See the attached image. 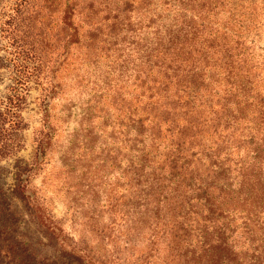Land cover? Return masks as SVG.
Returning <instances> with one entry per match:
<instances>
[{
    "label": "trees",
    "instance_id": "obj_1",
    "mask_svg": "<svg viewBox=\"0 0 264 264\" xmlns=\"http://www.w3.org/2000/svg\"><path fill=\"white\" fill-rule=\"evenodd\" d=\"M1 69L0 162L24 148L32 82L44 114L12 196L0 186V264H264V0H12ZM84 74L95 77L85 144L94 118L116 115L124 193L102 214L92 180L106 159L64 153L75 190L58 218L31 182L56 143L52 109ZM13 197L55 254L18 231Z\"/></svg>",
    "mask_w": 264,
    "mask_h": 264
},
{
    "label": "rangeland",
    "instance_id": "obj_2",
    "mask_svg": "<svg viewBox=\"0 0 264 264\" xmlns=\"http://www.w3.org/2000/svg\"><path fill=\"white\" fill-rule=\"evenodd\" d=\"M11 2L12 0H0V12L3 5H9ZM87 69L84 67V72H87ZM109 69L107 65H102L98 69L97 74L101 73L105 77ZM0 73L2 74L0 75L1 96L7 91L6 86L11 80L9 78V72L6 69H1ZM84 75L86 76L81 84V88L79 90L72 89L75 95L73 101L69 102V100L63 98L60 101H56L52 109V112L56 113V120L54 122V126L57 129L56 143L44 168L39 174L34 176L31 182L32 187L47 198L52 213L58 218L67 217L68 201L66 199L69 200L72 198L75 190V181L72 178H67L65 168H63L64 164L61 161V157L64 153L70 152L71 154L74 152L73 158H76L77 154H81L85 157L83 161L89 160L92 163L94 162V165L98 167L106 159L105 164L107 163V168L100 166L98 175H95L94 180H92L93 184L100 185L101 200L99 202V211L102 214H106V204L109 202V199L120 198L124 193L120 180L123 164L120 162L119 155L120 150L123 148L119 135L122 128L116 123L118 120L114 121L116 115L111 117L108 115L110 117L109 121H106L102 116L94 118V124H96L95 129L89 127L90 122H84V127L88 125L93 130L92 132H94L88 138V144H85L84 139L87 137L85 135L87 130L81 131V127H83V125L81 126V118L86 112V108L89 107V100L94 95L95 90L93 86L95 84L93 80L95 77L88 74ZM43 106L41 103V86L32 82V89L28 95V105L23 113L29 125L28 129L24 131V148L18 152L17 156L0 162V186L4 187L11 196L13 194L11 192H14L18 183L19 175L27 167L28 163L32 162L36 153L37 144L34 141V137L36 131L41 129L43 125ZM106 106H108V102L103 99V107ZM104 123H115V130H112L111 126L105 125ZM79 133L81 135H78V139L77 134ZM75 140L78 145L70 151V148L73 146L72 143ZM113 156L117 157L115 161L111 160ZM74 166L75 164H72L73 168ZM13 202L19 214V219L17 220L18 231L28 234L33 239L39 251L55 254L54 247L49 244L48 238L32 219L31 214L24 207L21 199L13 197ZM80 217L78 215V219ZM67 225L69 229L77 230L75 232L76 235L82 227L79 221L71 224V218L68 219Z\"/></svg>",
    "mask_w": 264,
    "mask_h": 264
}]
</instances>
